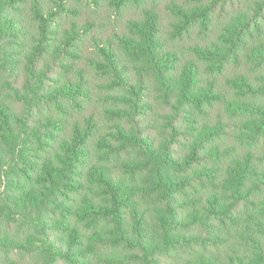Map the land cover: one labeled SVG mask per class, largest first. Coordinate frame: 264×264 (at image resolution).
<instances>
[{
  "label": "trees",
  "instance_id": "1",
  "mask_svg": "<svg viewBox=\"0 0 264 264\" xmlns=\"http://www.w3.org/2000/svg\"><path fill=\"white\" fill-rule=\"evenodd\" d=\"M0 264H264V0H0Z\"/></svg>",
  "mask_w": 264,
  "mask_h": 264
}]
</instances>
